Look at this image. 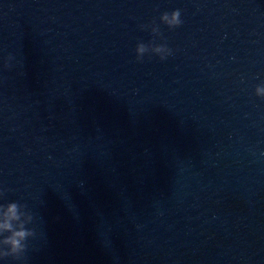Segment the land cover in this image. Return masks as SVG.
I'll list each match as a JSON object with an SVG mask.
<instances>
[{
    "label": "water",
    "instance_id": "obj_1",
    "mask_svg": "<svg viewBox=\"0 0 264 264\" xmlns=\"http://www.w3.org/2000/svg\"><path fill=\"white\" fill-rule=\"evenodd\" d=\"M12 204L0 264H264V0H0Z\"/></svg>",
    "mask_w": 264,
    "mask_h": 264
},
{
    "label": "clouds",
    "instance_id": "obj_2",
    "mask_svg": "<svg viewBox=\"0 0 264 264\" xmlns=\"http://www.w3.org/2000/svg\"><path fill=\"white\" fill-rule=\"evenodd\" d=\"M163 18L170 24L174 25L176 28L181 26L182 21L180 20V11L176 10L172 12L171 19L168 18V13H165ZM139 52L144 51V47L140 46L138 49ZM159 51V49H158ZM19 217L17 215V205L12 204L7 209V220L5 223L0 224V229H4L6 231H11L12 235L8 237L4 243L11 246L12 253H18L23 250L21 242L26 239L29 235L28 232L24 230L13 231V227L10 221L18 220ZM22 227V226H21ZM7 255V254H6Z\"/></svg>",
    "mask_w": 264,
    "mask_h": 264
}]
</instances>
